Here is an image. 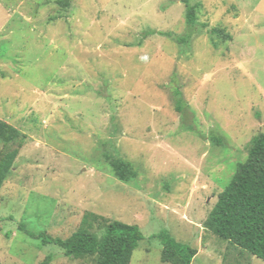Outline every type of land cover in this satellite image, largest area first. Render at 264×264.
Here are the masks:
<instances>
[{"label": "rangeland", "instance_id": "rangeland-1", "mask_svg": "<svg viewBox=\"0 0 264 264\" xmlns=\"http://www.w3.org/2000/svg\"><path fill=\"white\" fill-rule=\"evenodd\" d=\"M58 1L0 0V120L26 135L0 141V160L20 148L0 264H96L30 236L67 239L88 213L141 228L131 264H170L163 233L193 264H264L204 226L264 132V0H190L195 27L185 0Z\"/></svg>", "mask_w": 264, "mask_h": 264}, {"label": "trees", "instance_id": "trees-1", "mask_svg": "<svg viewBox=\"0 0 264 264\" xmlns=\"http://www.w3.org/2000/svg\"><path fill=\"white\" fill-rule=\"evenodd\" d=\"M70 2L71 0H62L57 3L69 7ZM185 3L187 24L195 27L199 21L200 4H192L190 0H185ZM210 33L232 39L221 29H213ZM18 139L25 140L26 135L0 120V141L10 143ZM22 146L23 143H20V147ZM19 151L20 148L8 152L0 160V189L12 172ZM248 152V159L238 166L235 176L219 195L204 226L220 239L264 261V132L252 140ZM111 167L116 177L123 182H130L138 177L134 165L127 161L112 160ZM100 220L106 226L97 231L95 223ZM21 229L24 230V224ZM30 236L43 239L44 245H58L71 258L94 257L96 264H131L134 252L144 240L140 227L120 221H108L93 213L86 214L79 230L67 239H53L46 234ZM159 237L164 245L163 262L193 264L198 255L196 249L178 243L165 233ZM52 261L53 256L49 255L41 264H51Z\"/></svg>", "mask_w": 264, "mask_h": 264}]
</instances>
